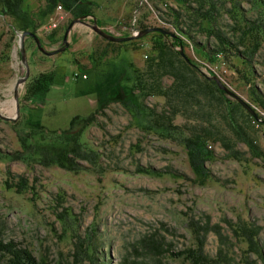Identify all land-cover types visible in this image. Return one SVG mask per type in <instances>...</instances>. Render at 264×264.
<instances>
[{
  "label": "rangeland",
  "instance_id": "obj_1",
  "mask_svg": "<svg viewBox=\"0 0 264 264\" xmlns=\"http://www.w3.org/2000/svg\"><path fill=\"white\" fill-rule=\"evenodd\" d=\"M85 1L91 16L83 23L92 25L95 18L110 36L132 34L141 25L163 28L175 36L179 27L189 31L180 39L183 54L198 64L203 77L202 64H209L197 46L217 47V32L231 39L232 53L211 66L216 75L210 76L220 79L264 121V0ZM20 5L26 18L22 23L29 31L37 30L43 49L56 51L74 20L72 15L48 9L46 0H20ZM188 6L202 7L199 11L207 19L196 20ZM171 9L183 13V25L178 27ZM22 23L0 15V114L16 120H0V154L14 158L0 161V239L28 248L44 264H188L178 255L200 246L211 264H264V161L254 158L248 145L228 127L224 112L216 107L211 116L190 123L182 117L174 120L187 135H202L203 129L210 134L206 149L213 157L205 163L208 177L202 178L194 173L180 145L143 133L121 103L105 105L115 95L113 88L118 89L115 84L122 80L129 88L134 76L131 65L138 72L146 69L153 57L152 36L134 44H111L89 26L77 24L69 35L70 49L50 57L27 39L30 80L45 73L53 79L49 91L34 99L24 98L21 88L23 108L17 116L13 87L25 76V68L14 30ZM54 23L57 28H48ZM249 27L255 32L251 34ZM253 41L260 48L250 66L235 55L236 49L245 52ZM233 65L237 68L231 69ZM164 84L171 81L164 79ZM253 87L261 101L258 105L251 94ZM145 103L149 109L162 112L165 108L161 98L150 97ZM95 113L97 124L87 130L86 139L101 159L95 166L82 162L88 172L29 166L18 158L22 154L19 135L29 124L63 130L74 116ZM236 119L243 137L264 152V124L256 126L240 114ZM226 140L240 153L239 161L229 157L222 144ZM148 169L161 176L141 172ZM19 181L29 185L26 192L6 186ZM67 212L73 214L76 230L64 238L58 217ZM87 240L97 249L95 263L78 256L79 245Z\"/></svg>",
  "mask_w": 264,
  "mask_h": 264
},
{
  "label": "trees",
  "instance_id": "obj_2",
  "mask_svg": "<svg viewBox=\"0 0 264 264\" xmlns=\"http://www.w3.org/2000/svg\"><path fill=\"white\" fill-rule=\"evenodd\" d=\"M180 3H185L187 0H176ZM48 9H56L62 6V10L70 13L73 19L80 17L91 16V11L89 3L85 0H46ZM20 0H0V15L5 17H15L20 19L21 23L26 19L23 17L19 10ZM193 9L188 6V9L192 11L195 15L196 20H206V15L199 10ZM173 11V16L175 17V23L180 25L184 24L183 13L178 10L171 9ZM98 23V22H97ZM193 25V24H192ZM195 26V24L193 25ZM192 26V27H193ZM191 25L188 26L192 30ZM151 26L141 25L138 32L146 29H150ZM249 27L251 34L255 29ZM152 29V28H151ZM29 30L26 24L22 23V26L15 32L27 31ZM37 33V30L33 31ZM177 32L182 37L185 34L189 35V31L185 29L177 28ZM132 34H127L126 36H121L126 38ZM152 46L151 54L152 58L148 61L147 67L144 71H136L133 69L134 76L130 78L129 88L121 82L117 85L118 88L115 91L113 98H109L106 104H110L111 101H117L121 103L122 106H126L133 119L138 124L139 128L142 129L147 135L155 134L161 139L172 140L173 143H177L181 148L185 149L188 162L194 173L199 175V177H208L207 169L205 168V163L208 162L213 156L211 151L208 149V141L210 134L207 133L206 129H203L205 133L202 135L191 133L187 135L184 128L174 125L177 117H182L189 121H195L199 118L206 116H211L212 109L220 108L224 113L225 119L227 120L228 127L231 128L237 138L243 143H246L249 147L254 158H259L264 161V152L258 146L254 145V142L247 137H243L240 131V125L237 123L236 115L240 114L242 117H246L256 126L260 125L255 122L242 107L236 103L233 99H230L224 92L220 91L214 81H209L205 77L201 76L199 73V66L193 60L189 59V62L185 61L174 48L183 47L184 44L175 36L171 40L169 45L168 41L165 40L164 36L153 33L152 35ZM217 40V47L208 49L204 46H197V50L203 53L204 61H206L211 66H216L219 59H227V55L232 53L233 42L231 39L224 37L218 32L215 34ZM29 39V38H28ZM30 40V39H29ZM142 40V39H141ZM33 41V40H31ZM34 42V41H33ZM12 42L8 43L6 48L10 49ZM130 44L136 43V41L129 42ZM0 46H2V39L0 38ZM260 45L257 41L248 46L246 51L236 52L235 57L239 59L244 64H249L251 66V60L254 55L259 50ZM1 49V47H0ZM149 59V57H148ZM224 64L225 62L222 61ZM231 69L237 67L231 66ZM127 69V68H126ZM52 76L51 74H38L37 77L31 78L28 85L24 87L25 93L24 98L27 100L34 99L36 97L44 96L52 86ZM164 79H169L171 81L170 85L164 84ZM111 91V93L113 92ZM111 93L109 96L111 97ZM251 94L253 100L256 101L257 105L261 103L258 95H256V88H252ZM161 98L165 103V108L163 111H157L152 108H148L146 105V99ZM257 99V100H256ZM102 101L99 100V106ZM23 108V107H22ZM21 108V111H22ZM98 111V110H97ZM97 113V112H96ZM96 113L89 116H74L70 121L68 129L63 130H49L45 126L39 123L29 124L27 131L19 135V142L22 147V151L18 158L24 160L26 165H38L45 168H61L65 172H71L76 174H81L82 172H88L89 167L82 164L86 162L91 166H95L101 159V154L99 151L92 148L88 140L86 139V133L92 126L97 124ZM261 119L260 116H258ZM194 119V120H193ZM22 129V128H21ZM212 136V135H211ZM223 146L229 151V157L235 160H240V153L232 150V143L222 141ZM14 159L9 155L0 154V161L3 159ZM145 175H157L161 176L159 171L148 169L142 170ZM8 189L17 191H27V183L25 181H19V185H6ZM74 216L71 212H67L66 216L60 215L58 217V224H61L64 232V238L67 237L71 231L73 232L74 227ZM199 229V228H197ZM84 240V239H83ZM78 256H86L88 259L95 263L98 261L96 256L97 249L93 246L91 241H82V247L79 245ZM183 262L188 264H211L203 256L201 246L197 251H187L184 254L178 255ZM43 262H37L34 258L33 253L28 250V248H22L21 245L12 241L5 242L0 239V264H44ZM63 264V263H58Z\"/></svg>",
  "mask_w": 264,
  "mask_h": 264
},
{
  "label": "water",
  "instance_id": "obj_3",
  "mask_svg": "<svg viewBox=\"0 0 264 264\" xmlns=\"http://www.w3.org/2000/svg\"><path fill=\"white\" fill-rule=\"evenodd\" d=\"M86 17H80V18H76L74 19L72 22H70L71 24H69L65 34L63 35V42L61 43L60 47L55 51H48L46 49H43L42 47V42L40 40V38L38 37V35H36L37 33H32L29 32V30L27 31H20L16 32L19 35V52H20V56H21V60L20 62H22L23 67L25 68V76L21 77L17 80V83L15 85L14 88V97H13V102L15 103L16 107H17V116L21 114V106H20V90L21 88L24 89V87H26V85H28L29 81H30V66L29 63L27 62L28 57H27V49L25 48L26 45V40L29 38L30 40H33L35 45L37 46L36 49H38L43 56H56L58 55V53L61 52H65L66 50L70 49V43H69V35H71L73 28L75 25L77 24H83V25H87L89 26L95 33H97L98 37L100 36L101 38H104L105 40H107L108 42H110L111 44L113 43H123L126 44L128 42H132V41H139L142 38L148 36V35H152L153 33H158L162 36H164L165 40L168 41L169 45L171 44V40L175 38V35L168 32V31H164L163 28H158V27H152V29H146V30H142L138 33V35H131L128 36L126 38L123 37H116V36H110L109 33H107L106 31H104L101 27H98L97 24V20L95 18H92V20H94L95 22L90 25V24H85L84 19ZM177 51V54H179L185 61L189 62V59L187 58V56L183 51V47H179V48H174ZM207 80L209 81H214L216 83L217 88L224 92L230 99H233L236 103H238L241 107L242 110H245L250 116L251 118H253L255 120L256 123L258 124H264V121L259 119V117L255 114L254 109L245 101H242V99L240 97H238L236 94H234L233 92H231L229 90V88L221 82L220 79H218L216 76L212 75V76H206L205 77ZM0 120L2 121H12L15 122L16 120L12 119L11 117H7L5 115H1L0 114Z\"/></svg>",
  "mask_w": 264,
  "mask_h": 264
},
{
  "label": "built area",
  "instance_id": "obj_4",
  "mask_svg": "<svg viewBox=\"0 0 264 264\" xmlns=\"http://www.w3.org/2000/svg\"><path fill=\"white\" fill-rule=\"evenodd\" d=\"M56 11L57 12H61L62 11V6H59L58 8H56ZM48 28H50L51 30L52 29H55V28H57V25H56V23H54V24H52V25H50V27H48ZM138 31H137V29H133V31H132V35H138ZM177 34V33H176ZM177 37L178 38H183L181 35H179V34H177ZM202 64V63H201ZM202 66H203V69H204V72H205V76H210L211 74H214V75H216V72L215 71H213V69L211 68V65H209V66H204L203 64H202ZM213 67V66H212ZM214 67H216V66H214ZM82 78H84V79H86L87 77H85V76H83Z\"/></svg>",
  "mask_w": 264,
  "mask_h": 264
}]
</instances>
